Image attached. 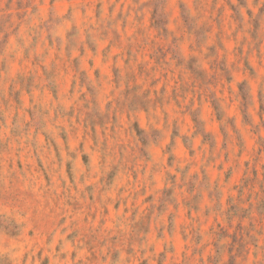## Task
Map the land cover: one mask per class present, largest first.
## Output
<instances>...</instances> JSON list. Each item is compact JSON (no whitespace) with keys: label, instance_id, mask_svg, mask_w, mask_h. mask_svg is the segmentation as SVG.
<instances>
[{"label":"rangeland","instance_id":"1","mask_svg":"<svg viewBox=\"0 0 264 264\" xmlns=\"http://www.w3.org/2000/svg\"><path fill=\"white\" fill-rule=\"evenodd\" d=\"M0 264H264V0H0Z\"/></svg>","mask_w":264,"mask_h":264}]
</instances>
